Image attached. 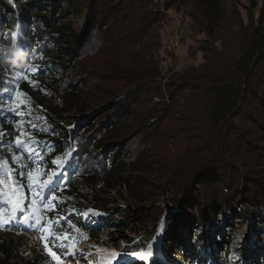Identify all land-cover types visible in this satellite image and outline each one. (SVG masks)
<instances>
[{"label": "trees", "instance_id": "obj_1", "mask_svg": "<svg viewBox=\"0 0 264 264\" xmlns=\"http://www.w3.org/2000/svg\"><path fill=\"white\" fill-rule=\"evenodd\" d=\"M158 3L0 0V87L19 94L0 105V179L11 169L28 216L24 221L12 211L0 185V264H54L36 248L31 255L21 252L13 236L19 232L77 228L88 238L76 246L93 239L91 224L103 208L95 191L116 180L132 190L127 175L134 167L126 156L139 153L140 139L154 137L161 117L181 100L196 103L192 122L181 120L188 147L159 168L165 179L144 192L139 204L146 206L118 211L113 228L137 226V242L128 250L143 252L171 211L160 245L164 261L158 256L150 264H174L188 254L212 262L224 250L229 264H264V0ZM168 13L191 32L194 47L187 55H200L203 63L161 86L166 98L157 104L160 117L127 129L141 95L163 81L159 67L143 69L145 56L137 55L127 89L95 109L82 94L97 74L79 72L77 64L91 45L102 43L104 32L120 26L139 49L160 52ZM29 172L38 173L34 183ZM53 246L56 253L60 247Z\"/></svg>", "mask_w": 264, "mask_h": 264}, {"label": "rangeland", "instance_id": "obj_2", "mask_svg": "<svg viewBox=\"0 0 264 264\" xmlns=\"http://www.w3.org/2000/svg\"><path fill=\"white\" fill-rule=\"evenodd\" d=\"M244 4L247 5L246 0H244ZM156 6L160 8L162 4L158 3ZM167 16L171 22L159 36L161 39L160 52L156 53L157 48L151 47L144 48L145 50L139 49L133 45L134 42L129 33L120 26L118 31L111 29L109 32H104L101 36L102 43L91 45L92 47L83 53V57L77 64V68H80L79 72L90 71L97 74L93 81L94 84L82 94L88 105L95 109L104 106L107 101L114 100L117 94L127 89L130 84L127 75L130 72L134 73L137 55L145 56L144 62L141 63L143 69L148 71L159 67L163 81L149 86L146 92L141 95L139 106L133 108V114L125 124L128 126L127 129L135 127V123L150 120L155 116L160 117L163 113L155 114L157 104L163 96L166 98L165 89H162L161 86L203 63L200 55L196 56L195 53L187 55L186 53L190 47H194L191 32L187 30L186 25L173 13H168ZM114 33L116 36L113 39ZM195 106L196 103H191V101L185 103L181 100L170 110L169 114L161 117V122L156 128L157 134L154 137L150 135L151 137L147 138L148 136L144 134L146 139H140L139 153L128 155L130 157L126 156L128 162L134 167L127 175L128 178H132L134 185L132 190L124 189L117 180L113 182V187L99 186L97 188L94 195L102 199L103 208L100 213L96 214L98 220L91 224L94 229L93 239L85 240L82 245L76 246V241L87 237L85 230L79 231L77 228H71L70 231H59L56 234L43 233L37 236L19 232L13 236L21 247L20 251H26L27 255H31L32 249L36 248L39 253L51 258L54 264H104L109 260L111 264L117 263V260L124 264L140 262L150 264L153 258L160 256V245L170 221L171 211L165 213L159 224L158 231L151 243L153 247V242L157 238V248L153 247L154 255L147 259H141L136 253L124 252L125 248L137 242L135 232L137 226L131 225L126 229L113 228L112 221L118 211L129 213L130 210L136 209L140 199L145 196L144 192L148 193L150 187L153 189L160 180L165 179V170L159 168L166 162L176 160L188 147L189 139L182 132L181 120H184L186 125L191 123V115ZM153 120L150 121L153 122ZM193 129L195 130V128ZM149 185L151 186L149 187ZM139 205L146 206L142 202ZM65 234L68 236L67 239H65ZM53 244H58L60 247L59 250H55L56 253L53 252ZM101 248L107 252L100 253ZM145 251L139 253L143 254ZM225 251L218 253L214 257L216 260L212 262L206 256L197 257L194 254H188L186 257L176 259L174 264H229L230 255L225 254ZM112 253H118L119 256L114 258L111 256ZM161 258L164 261V258Z\"/></svg>", "mask_w": 264, "mask_h": 264}, {"label": "snow or ice", "instance_id": "obj_3", "mask_svg": "<svg viewBox=\"0 0 264 264\" xmlns=\"http://www.w3.org/2000/svg\"><path fill=\"white\" fill-rule=\"evenodd\" d=\"M2 84H3V82H0V85H2ZM4 93H8L10 99L9 100H0V105L10 103L11 99H14L15 97H17L19 95L18 93L14 92V91L9 92V88L7 85L0 87V94H4ZM20 114L22 115V113H20ZM15 142L18 146L21 145L22 141H21L19 136L15 138ZM29 154L30 155L33 154L31 148L29 149ZM4 165L5 166L7 165V161H4ZM6 175L8 177L7 179H0V185H2L4 189H7V192H4L3 195L7 196V198H8L7 203L12 206V211L18 212L20 215L23 216L24 221H28V216L24 214L26 212V208L23 205L24 197L21 194H19V186L15 184V181L12 178L11 169L8 170ZM36 175H38V173H36V174H34L32 172L28 173L29 179L32 180L33 183L35 182V176ZM49 179H51V177ZM35 195L37 197H39V195H40L39 190H37L35 192ZM52 199L53 200L56 199L55 195L52 196ZM32 203L35 204V201H32ZM0 211H2V209H0ZM0 223H3V221L0 220ZM45 231H48V229H45ZM67 238H68V236H67V234H65V239H67ZM45 246L47 247V244ZM53 255H55V254L53 253ZM136 255H139L141 259H147L148 257L153 256L154 252H153L152 245L151 244L148 245L147 250L143 254L136 253ZM111 256L115 258V257H118L119 254L118 253H112ZM107 264H111V261L109 260L107 262Z\"/></svg>", "mask_w": 264, "mask_h": 264}, {"label": "water", "instance_id": "obj_4", "mask_svg": "<svg viewBox=\"0 0 264 264\" xmlns=\"http://www.w3.org/2000/svg\"><path fill=\"white\" fill-rule=\"evenodd\" d=\"M155 238V237H154ZM132 246V244L131 245H129L127 248H125V250H124V252L125 253H139V252H133V251H130V250H128L130 247ZM124 264L123 262H121L120 260H117V263H115V264Z\"/></svg>", "mask_w": 264, "mask_h": 264}, {"label": "bare ground", "instance_id": "obj_5", "mask_svg": "<svg viewBox=\"0 0 264 264\" xmlns=\"http://www.w3.org/2000/svg\"><path fill=\"white\" fill-rule=\"evenodd\" d=\"M153 247H154V249H156L157 248V238L155 239V241L153 242ZM99 252L100 253H105V252H107L105 249H100L99 250ZM104 264H107V263H104Z\"/></svg>", "mask_w": 264, "mask_h": 264}, {"label": "built area", "instance_id": "obj_6", "mask_svg": "<svg viewBox=\"0 0 264 264\" xmlns=\"http://www.w3.org/2000/svg\"><path fill=\"white\" fill-rule=\"evenodd\" d=\"M159 3H161L162 5L167 1V0H158Z\"/></svg>", "mask_w": 264, "mask_h": 264}]
</instances>
